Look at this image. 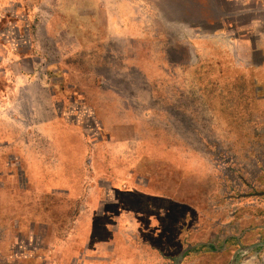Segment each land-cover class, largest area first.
I'll return each mask as SVG.
<instances>
[{"label":"rangeland","instance_id":"rangeland-1","mask_svg":"<svg viewBox=\"0 0 264 264\" xmlns=\"http://www.w3.org/2000/svg\"><path fill=\"white\" fill-rule=\"evenodd\" d=\"M263 63L264 0H0V264H76L88 241L126 260L211 241L192 261L241 248L233 264H264L248 249L264 240V122L244 119L252 99L264 114ZM121 210L159 232L124 230ZM83 211L90 239L87 224L69 238Z\"/></svg>","mask_w":264,"mask_h":264},{"label":"crops","instance_id":"crops-1","mask_svg":"<svg viewBox=\"0 0 264 264\" xmlns=\"http://www.w3.org/2000/svg\"><path fill=\"white\" fill-rule=\"evenodd\" d=\"M219 54H220V59H219L220 68L217 69V72L220 73L221 75L233 74L236 71V69L232 68V66L229 64L228 58L226 57V55H224V53L219 52ZM225 62H227L228 64H226ZM263 68L264 67L262 66L261 69L263 70ZM258 69H260V68H258ZM257 83L258 82H256V81H254L252 83L247 82L245 84V90L252 89V86L254 87V89H256V88H258L256 86L258 84H259V86L261 85L262 87H264V82H261L258 84ZM226 84H228V85H226ZM237 85L240 86L239 84L228 83V82L217 83V87L219 86L224 91L227 90L226 96H229L230 98H234L236 100L238 99V94L236 92H233V91L235 90L234 86H237ZM261 98H262L261 100L264 102V95H262ZM255 102L256 101L252 99L251 103H249V109L252 111H251V114H247V117L246 118L244 117V119H246V121L264 122V114L263 113L253 112L256 110V109H254ZM235 111H237V110H233L232 108L227 109V108L223 107V108L219 109V112H217V117L221 123L223 122L228 127L227 132H228L229 136L233 137L234 139H237L241 135V132H239V130L237 129V126L233 124V121L239 120L240 117L238 118V117L231 116L232 114H235ZM226 122L230 123V124L227 125ZM232 147H233V149H235V148H237V145L232 144ZM139 192H140V195H138V196H139L140 200L136 199V202L137 201L140 202L141 198H143V197L145 198V196H149L152 198L155 197L154 195L144 193L141 190H139ZM257 194H261L262 199L264 198V191L258 192ZM86 202H92L90 197L87 196ZM93 213H94L93 211H83L77 217L74 228L70 229L71 231L69 232V235H70L69 238H73L75 236L79 237V234L81 233L79 230L80 229L79 227L81 225L87 224V226L85 227L86 230L83 232L86 235V238L88 240L90 239L89 233H90L91 226H92L93 219H94ZM125 214H126L125 210H121L118 213L119 221L121 223H123L120 226H122L124 230L131 231V234L136 235V234L145 233L146 231L148 233H151V234H157L159 232L156 225H152L153 228L148 227L149 230L144 229V227H142V224L144 223L142 218H144V217L151 218L152 216L150 214L147 215V214L143 213L142 210H137V211L135 210L133 212H128V214H130L129 217H132L131 218L132 220L129 219L128 221L125 219L126 218ZM83 216L85 218L84 222L81 220ZM153 216L155 217L157 215L153 214ZM127 223H128V225H127ZM153 223H154V221H153ZM227 238H225L223 241L224 245L228 244ZM74 241L75 240H73V242ZM190 245H193V248L195 246L204 247L206 249L205 251H217V245H215L211 241H197L196 243L190 244ZM128 248L135 249V246L130 244L128 246ZM110 249H113V248L109 247V244L106 245V243H104V242H100V241L90 242V241H88V244L85 245L83 248V252L76 259V264H198L200 262L198 260L192 261V258L190 257L192 255V253L188 254L190 252L189 250L186 251L185 253H183L181 255V257L176 259V260H174V258H170L168 260V259L160 258V256L156 252L157 250H155L153 248L145 249V247L142 246L141 250H142V253H144V254H141L139 257H134L132 259L126 260V259L114 257V254L111 252L112 250H110ZM194 249L196 250V248H194Z\"/></svg>","mask_w":264,"mask_h":264},{"label":"water","instance_id":"water-1","mask_svg":"<svg viewBox=\"0 0 264 264\" xmlns=\"http://www.w3.org/2000/svg\"><path fill=\"white\" fill-rule=\"evenodd\" d=\"M261 245H264V240H262V241H258V242H255V243H252V244L248 247V249H252V248H254V247L261 246ZM241 250H242V249L239 248V249H237V250L233 253V257H232L231 261H230L228 264H233V260H234L235 257L237 256V253H238L239 251H241Z\"/></svg>","mask_w":264,"mask_h":264},{"label":"flooded vegetation","instance_id":"flooded-vegetation-1","mask_svg":"<svg viewBox=\"0 0 264 264\" xmlns=\"http://www.w3.org/2000/svg\"><path fill=\"white\" fill-rule=\"evenodd\" d=\"M229 240H227V242H228ZM194 248H196V250L194 249ZM193 248V245H186V251H190L188 254H190V253H194V252H196V251H205L206 249L204 248V247H199V246H195ZM185 253V252H184Z\"/></svg>","mask_w":264,"mask_h":264}]
</instances>
